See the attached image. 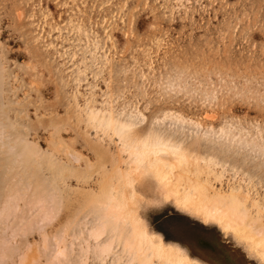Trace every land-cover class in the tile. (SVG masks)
Listing matches in <instances>:
<instances>
[{
	"label": "rangeland",
	"instance_id": "obj_1",
	"mask_svg": "<svg viewBox=\"0 0 264 264\" xmlns=\"http://www.w3.org/2000/svg\"><path fill=\"white\" fill-rule=\"evenodd\" d=\"M167 190L264 235V0H0V264H264Z\"/></svg>",
	"mask_w": 264,
	"mask_h": 264
},
{
	"label": "bare ground",
	"instance_id": "obj_2",
	"mask_svg": "<svg viewBox=\"0 0 264 264\" xmlns=\"http://www.w3.org/2000/svg\"><path fill=\"white\" fill-rule=\"evenodd\" d=\"M156 176L160 182L164 181L169 184V181H167L168 177L164 171L156 169ZM191 195L192 194L184 193V195L181 196V194L179 195L176 191H174L173 194H169L167 190L165 197L168 198V196H173L178 206H181L182 208L190 207L195 212L201 214L204 219H212V221L214 220L217 222L219 226L222 227L223 231H231L235 234H239L245 239V241H249L248 243H250V247L256 251L260 258L264 259V235L259 238L250 230L251 226L246 220V211L239 208L238 204L232 200V197L231 200L219 197L214 203L208 205L204 204L199 198V200L192 199ZM118 208L120 211V208L123 207L119 205ZM126 214V219L133 230L131 244L134 254L138 259V264H154L153 260L155 258L159 260L160 264H203L182 254L183 252L178 248L171 246L170 244H165L161 237L147 233L145 227L138 224V220L132 215V213L128 212ZM121 215L123 214L121 213ZM132 219L135 222H133Z\"/></svg>",
	"mask_w": 264,
	"mask_h": 264
}]
</instances>
